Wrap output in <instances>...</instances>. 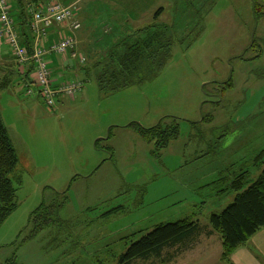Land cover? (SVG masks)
<instances>
[{
  "label": "rangeland",
  "instance_id": "obj_1",
  "mask_svg": "<svg viewBox=\"0 0 264 264\" xmlns=\"http://www.w3.org/2000/svg\"><path fill=\"white\" fill-rule=\"evenodd\" d=\"M48 1L26 6L35 13ZM78 2L82 30L95 24L111 43L137 28L168 26L171 57L152 80L119 91L84 81L54 109L19 94L18 85L2 90L0 115L19 162L10 175L17 207L0 226V264H120L130 244L162 222L191 218L207 232L211 214L234 200L231 183L241 169L252 180L259 174L253 159L264 149V15L255 17L253 0ZM88 15L103 18L87 22ZM77 51L71 58L79 61ZM168 116L178 120L179 136L158 151L138 126ZM43 202L53 204L57 221L29 237L31 213ZM205 237L132 264H215L220 239Z\"/></svg>",
  "mask_w": 264,
  "mask_h": 264
},
{
  "label": "trees",
  "instance_id": "obj_2",
  "mask_svg": "<svg viewBox=\"0 0 264 264\" xmlns=\"http://www.w3.org/2000/svg\"><path fill=\"white\" fill-rule=\"evenodd\" d=\"M7 1L11 12L12 30L16 34L18 43L25 48L27 54H33L37 47L40 49L49 48L53 42L62 37L59 33L63 34V36L72 37L75 40L73 50L75 49L74 51H77L78 40L76 38V32L82 31L83 26L82 21L78 18L83 7L80 6L78 1L72 0L73 2L71 1V3H60L73 6V19L80 23V27L73 29L70 23L59 24L54 22L49 26L42 24L44 27L41 26L39 34L34 29V24L37 25V23L34 18V13L29 12L26 6L27 0ZM33 2L36 4V2L39 3V0H33ZM41 8L40 2L35 12L41 10ZM253 8L257 19L263 17L264 0H253ZM159 13L160 11L155 16L158 17ZM91 20L89 16L85 18L87 22H91ZM57 24L60 25L57 37L48 46H43L42 40L47 37ZM88 29L92 31L90 35L95 39L93 40L94 42L90 41V45L92 42L93 47L96 46L95 44L102 45L101 48L105 46V52L99 54V56L92 55L93 53L90 47L88 51L86 49L85 51L82 49L77 51L79 57L88 58L86 64L81 68L84 77L81 80L83 84L81 90L84 87V81L91 78L97 82L99 89L105 92H115L129 86L143 84L155 78L171 57L168 26L139 28L131 34L120 37L118 41L113 43H111V38L109 39L106 35H103V38L98 37L100 36L98 35V27L92 30L91 26H88V28L83 30ZM84 34L89 35L87 31ZM6 40V37H4L3 41L0 42V48L2 45H8L16 60L12 45ZM39 42H41V45ZM88 44V41L87 43L84 42L83 46H87ZM256 44L257 42L254 40L252 47ZM73 50L65 54L57 52L47 53V57L49 59L52 53H56L64 58H68L69 56L71 57ZM16 62L19 74L24 77L29 76L34 69L32 63H26L25 65L23 64L24 71L21 72L19 69L20 64L17 60ZM51 79L54 86L59 85L55 82L52 72ZM63 81H67V79ZM31 83H34L32 79ZM217 85L219 86V82ZM227 86L230 87L232 85L228 83ZM5 87L6 81L1 82L0 89H4ZM225 90L226 86L223 87V91ZM170 118L173 119L172 122H170ZM209 118L210 116L203 117V121H208ZM130 125L136 126L135 123ZM138 131L146 141H154L156 150L159 151L168 146L171 140L179 136L180 129L178 120L175 117L168 116L155 126L149 128L138 126ZM111 135L110 128L108 137ZM97 144L98 141L96 142ZM111 156H113V153ZM18 162L19 156L0 115V226L17 207V188L10 175L15 170ZM253 163L256 169L259 170L257 177L252 180V172L243 167L231 183V189L236 192L234 200L221 212L212 213L210 216L211 230L207 232L209 234L213 232L219 233L222 241L221 258L224 261H230L233 251L239 246L244 245L258 230L264 227V149L256 154ZM247 184L248 186L246 187ZM52 206L53 204L46 205L43 202L31 213L29 223L33 227L29 237L37 236L42 229H45L48 225H53L57 221L53 217ZM204 231L205 229L200 225L199 220H193L191 218H184L174 222H162L138 240L133 241L121 255L120 264H132L139 258L146 259L152 256L161 258L167 248L176 246L188 248ZM167 256L170 257L169 255Z\"/></svg>",
  "mask_w": 264,
  "mask_h": 264
},
{
  "label": "built area",
  "instance_id": "obj_3",
  "mask_svg": "<svg viewBox=\"0 0 264 264\" xmlns=\"http://www.w3.org/2000/svg\"><path fill=\"white\" fill-rule=\"evenodd\" d=\"M41 10L34 13V18L37 23L34 24L35 31L39 34L42 24L49 26L54 22L59 24L70 23L71 28L76 29L80 27V23L73 19L74 10L72 5H63L60 1L52 0L46 2L41 6ZM43 26V27H44ZM12 19L9 15L8 5L6 0H0V42L6 37V41L12 45L13 52L15 53L16 60L20 64V71H24L26 63H32L34 69L30 73L31 79L37 90L32 87L27 88L28 95H38L47 107L54 109L61 97H74L76 93L81 90L83 84L78 80H69L59 83L54 86L51 79L50 59L47 53L57 52L65 54L75 47V40L70 37L59 33L62 37L53 42L47 49L36 48L34 53L27 54L24 47H22L17 40L16 34L12 30ZM45 30V28H44ZM1 44V43H0ZM73 55L76 52L73 50ZM80 62L85 60V57H80ZM24 64V65H23Z\"/></svg>",
  "mask_w": 264,
  "mask_h": 264
},
{
  "label": "crops",
  "instance_id": "obj_4",
  "mask_svg": "<svg viewBox=\"0 0 264 264\" xmlns=\"http://www.w3.org/2000/svg\"><path fill=\"white\" fill-rule=\"evenodd\" d=\"M71 1L72 0H69V3H71ZM73 1H77V0H73ZM78 1H81V0H78ZM83 13H84V9H82L81 15H83ZM81 15H78V18L80 20L82 17ZM88 16H89V18H93L90 15H88ZM94 18H103V17L100 16V17H94ZM84 20H85V18H84ZM96 27L97 26L95 24L91 25L92 30H95ZM59 28L60 27L58 24L55 25V27L47 35V37H46L47 40H46V38H44L42 40L43 46H48L50 43L53 42V40L57 37V33H58ZM109 29L110 28L107 27V30H109ZM137 29H139V28H137ZM137 29H135V30H137ZM84 31L85 32L87 31V33H89V35L92 34V31H90L89 29L76 32V38H77L78 43H79L78 48L82 49L83 51H85V49L88 51V48L90 47L91 52L93 54H95V55L103 54L105 52L104 51L105 46H103L101 48L102 45L95 44L96 46L93 47L92 42H94L93 40H95V39L92 37V35H90V36L85 35ZM87 41L89 42V44L87 46H83L84 42L87 43ZM90 41H92L91 45H90ZM49 59L51 60L50 67H51L52 76L55 79V82L57 84H59L63 80H66L65 77H67V76H75V77H79L80 79H84L82 72H81V68H82L83 64L80 63L78 60L73 59L69 56L68 59L65 61L62 58V56H60L59 54H56V53H52L50 55ZM3 81H6V87L4 89H0V96L2 95V90L3 91L8 90L10 87H12L14 85H18L17 90L19 91V94L24 93V95L26 97L31 96V95L27 94V88L28 87H32L35 91L37 90L36 86L33 83H31V76L30 75L27 77H24L23 75L19 74L17 62H16L14 56L12 55V51H11L10 47L6 44L2 45V47L0 48V84ZM17 90H14L15 91L14 93H17ZM82 90H80V91H82ZM36 97H39V96L36 94L35 97H31V98H36ZM68 98H73V97H68ZM65 100H66V98L61 97V98H59L57 104H59V105L63 104ZM210 230H211V228L208 229V231H210ZM207 233L208 232H203L201 235H199L194 240V242H193L194 247H195V245L198 244V241L201 239V237H205V236H207V237H205L207 239V243H211V244H215L216 242L219 243V239H220L221 246H222L221 237L218 236V239H217L216 234H215L216 232H213L211 234L208 233V235H207ZM208 236H209V238H208ZM214 237H216L217 241L212 240ZM221 253H222V250L220 251V253H218L219 255L217 256L215 264H264V227L261 228L260 230H258L244 245H241L237 249H235L233 251V253L231 254L230 261L222 260ZM201 258H205L206 259L205 262H208L209 256L206 255V256H202ZM196 259H198V258H196Z\"/></svg>",
  "mask_w": 264,
  "mask_h": 264
}]
</instances>
